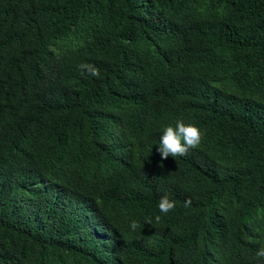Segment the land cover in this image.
<instances>
[{
    "label": "trees",
    "instance_id": "16d2710c",
    "mask_svg": "<svg viewBox=\"0 0 264 264\" xmlns=\"http://www.w3.org/2000/svg\"><path fill=\"white\" fill-rule=\"evenodd\" d=\"M178 120L203 138L162 160ZM261 245L264 0H0V264H264Z\"/></svg>",
    "mask_w": 264,
    "mask_h": 264
},
{
    "label": "clouds",
    "instance_id": "9594fccd",
    "mask_svg": "<svg viewBox=\"0 0 264 264\" xmlns=\"http://www.w3.org/2000/svg\"><path fill=\"white\" fill-rule=\"evenodd\" d=\"M79 69L83 73L85 70L92 76L99 77V69L93 64L81 63L78 65ZM203 133L195 123H184L182 120H178L175 126H167L163 129L162 135L160 136L158 152L162 160H166L169 157L185 156L189 150L196 149L199 147ZM192 201L189 198L185 201L184 207L187 208L191 205ZM176 207V201L170 199L167 195L161 197L159 201V210L162 213L167 214L174 210ZM157 223L160 221V217L156 218ZM147 224L152 225V221H146ZM130 227L135 230L138 224L133 220ZM258 259H264V245H261L259 250L256 252Z\"/></svg>",
    "mask_w": 264,
    "mask_h": 264
}]
</instances>
